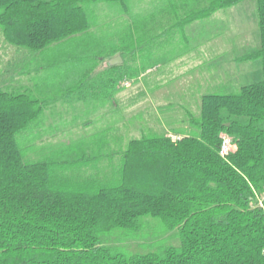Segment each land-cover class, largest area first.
I'll list each match as a JSON object with an SVG mask.
<instances>
[{
    "label": "trees",
    "instance_id": "trees-1",
    "mask_svg": "<svg viewBox=\"0 0 264 264\" xmlns=\"http://www.w3.org/2000/svg\"><path fill=\"white\" fill-rule=\"evenodd\" d=\"M242 1L0 0V35L22 53L0 89V264H264V0L258 44L235 59L261 78L202 94L185 131L23 154L52 105L112 102L153 45Z\"/></svg>",
    "mask_w": 264,
    "mask_h": 264
},
{
    "label": "rangeland",
    "instance_id": "rangeland-1",
    "mask_svg": "<svg viewBox=\"0 0 264 264\" xmlns=\"http://www.w3.org/2000/svg\"><path fill=\"white\" fill-rule=\"evenodd\" d=\"M255 6V0H243L214 13L207 20L188 26L184 32L186 41L178 35H172L167 38V42H162V55L167 58L203 60V64L199 65L202 68L207 67L204 63L207 60L217 63L210 75L216 74L218 69L221 72L219 79L213 83L216 80L214 75L209 82L205 73H201V78L199 76L197 81L201 86L200 90H196L198 94L235 93L240 86L258 81L261 78L260 61L239 63L235 60L258 44ZM18 52L7 45L0 35L2 90L18 83L19 77H14L12 70H9L15 69L19 59L21 60L22 53ZM134 66L137 67V64H133ZM184 69L185 66L175 61L162 69L156 68L154 73L141 70L132 75V78L121 82L117 97L112 102H64L52 105L39 120L38 129L35 124L32 126L33 133L26 144L29 146L23 149L25 159H38L52 147H63L60 144L63 142L88 143L93 139L104 138L108 149L123 147L129 138H136L141 134L185 131L183 128L187 115L197 114L200 96H192L185 91L186 82L181 77ZM224 72L227 80H224ZM160 74L163 75L159 76ZM220 79L227 83L225 87L219 85L213 88L215 83L219 84ZM207 84L212 87L206 89Z\"/></svg>",
    "mask_w": 264,
    "mask_h": 264
},
{
    "label": "crops",
    "instance_id": "crops-1",
    "mask_svg": "<svg viewBox=\"0 0 264 264\" xmlns=\"http://www.w3.org/2000/svg\"><path fill=\"white\" fill-rule=\"evenodd\" d=\"M185 45H188V44L186 43ZM163 49H164L163 43H161V44L157 43V44L153 45V47L149 51H147L148 52V56H150V61L147 63V65L145 67V69L147 70L146 73H149V74L150 73H154L156 68H160L161 67V69H162L163 67H165V66H167L169 64L172 65L173 62L177 61V62L181 63L182 66H185V69L181 72L183 74V76H181V77L186 82L187 90H185V91H188V93L190 92L192 94V96H201L202 95L201 93H199V94H198V92L196 93V90L197 89L200 90V88H201V86L197 83V81H198V77L200 75H202L203 73H205L204 75H206L208 77L207 80L209 82H210V80H213V77H215V76H216V80H213V83L219 79V75L221 74V72H219L218 69L216 71V74L210 75L211 72L213 73V71H214L213 70L214 65H217V63H215V64L213 63L214 60H207L206 62H204L205 65L207 66V67H205L206 68L205 69V68L199 67V65L203 64L202 63L203 60L197 61V60L191 59V58H188V59L183 58V59H181L180 57H173V58L168 57L167 58V56H163L162 55V53H163L162 50ZM115 57H119V56H115ZM140 62H141V60H140ZM140 62L139 61L138 62H134V63H131L130 65L133 66V64H135V65L137 64V67L139 68V66L141 65ZM121 63H122V60H121L120 63H117L115 65H118V64H121ZM137 67L135 66L134 68H137ZM145 69H142V70H145ZM140 71H141V69L138 72H140ZM230 71H233V70L231 69ZM136 73L137 72H135L134 74H136ZM230 74L233 75L232 72ZM162 75L163 74H160L159 76H162ZM226 76H227V74L224 72V77H225L224 80H227ZM211 77H212V79H211ZM200 78H201V76H200ZM127 80L128 79L125 77L124 81H127ZM220 81H219V84H217L218 82L215 83L213 88H217V87H219V85H220V87H222V86L224 87L227 84V83L225 84V82L223 83L221 79H220ZM220 83H222V84H220ZM211 87L212 86L210 84H207L205 86L206 89L207 88H211ZM117 94L115 95V98L117 97Z\"/></svg>",
    "mask_w": 264,
    "mask_h": 264
},
{
    "label": "built area",
    "instance_id": "built-area-1",
    "mask_svg": "<svg viewBox=\"0 0 264 264\" xmlns=\"http://www.w3.org/2000/svg\"><path fill=\"white\" fill-rule=\"evenodd\" d=\"M175 139L176 137H172ZM234 149V146L232 144L231 137L225 133H221L220 135V144L218 148V154L225 158L229 153H231ZM256 200H257V205L262 207L263 206V201H264V196H258L256 195Z\"/></svg>",
    "mask_w": 264,
    "mask_h": 264
},
{
    "label": "water",
    "instance_id": "water-1",
    "mask_svg": "<svg viewBox=\"0 0 264 264\" xmlns=\"http://www.w3.org/2000/svg\"><path fill=\"white\" fill-rule=\"evenodd\" d=\"M121 62V58L120 57H115V58H112L110 61H109V64L110 65H115L117 63H120Z\"/></svg>",
    "mask_w": 264,
    "mask_h": 264
}]
</instances>
